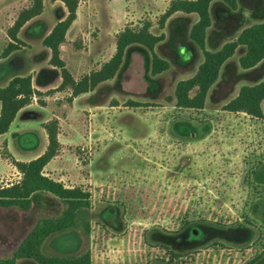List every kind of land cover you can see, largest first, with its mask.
<instances>
[{
	"label": "rangeland",
	"instance_id": "obj_1",
	"mask_svg": "<svg viewBox=\"0 0 264 264\" xmlns=\"http://www.w3.org/2000/svg\"><path fill=\"white\" fill-rule=\"evenodd\" d=\"M35 1L0 0V88L14 77L31 76L43 93L0 137V186L20 181L16 161L45 152L44 124L56 119L61 148L45 174L91 193V207L77 226L50 238L43 252L89 250L92 264H264V119L224 110L242 87L264 81V61L242 69L246 49L239 47L205 108L179 109L177 84L204 61L190 39L198 17L177 13L162 29L172 0H79L77 19L61 45L76 82L114 56L120 32L147 22L153 34H165L156 53L170 67L153 76L151 53L133 45L114 79L74 97L72 89H58L62 73L43 44L68 16L63 2L42 0V14L19 33L20 49L3 57L9 29ZM211 17L206 47L214 52L264 22V0H238L237 10L215 2ZM130 101L145 105L134 108ZM65 209L46 193L34 197L29 211L0 208V259L11 257L41 218L60 217Z\"/></svg>",
	"mask_w": 264,
	"mask_h": 264
},
{
	"label": "trees",
	"instance_id": "obj_2",
	"mask_svg": "<svg viewBox=\"0 0 264 264\" xmlns=\"http://www.w3.org/2000/svg\"><path fill=\"white\" fill-rule=\"evenodd\" d=\"M61 1L68 10V16L60 21L44 39V46L51 50V65L62 73L63 82L58 88H70L73 96L95 90L100 84L116 77L121 69L126 51L133 45L146 48L152 55V75L157 76L170 67L168 61L156 53L158 44L165 40V34L155 35L151 32L152 25L145 23L141 28L126 27L117 36L116 53L99 70L76 82L72 77L64 60L61 58V45L77 19L79 0ZM222 2L232 10L238 9V0H172L169 8L160 19L163 29L166 22L177 13L196 15L198 20L190 30L191 41L203 52L204 61L196 74L180 81L175 90L176 107L179 109L203 110L211 88L219 80L224 64L231 59L241 46L246 51L240 57L242 69L250 70L264 61V22L254 24L233 41L226 43L218 51H209L206 47L207 34L212 26L211 7L215 2ZM43 1L36 0L35 4L21 12L14 26L9 29L11 42L3 52L8 58L13 52L20 49L19 33L32 19L43 12ZM43 93L33 86L31 76L14 77L7 86L0 88V136L9 133L12 124L19 112L29 106L36 96ZM145 104L130 101L128 106L141 107ZM264 81L253 86H244L239 94L224 106V110L231 113H245L256 119H264ZM48 135V146L39 157L28 161H16L14 164L22 175L19 182L0 186V208H19L29 211L34 197L40 193L50 194L65 204L64 213L57 218H41L33 230L25 237L13 255L0 259V264H18L19 261L31 260L36 264H92L89 250L79 255L50 256L43 252L45 243L55 235L71 230L77 226L80 216L86 214L91 207V193L82 187H66L62 182L52 179L45 174L49 163L59 154V122L52 120L44 124ZM86 234H90V225H85Z\"/></svg>",
	"mask_w": 264,
	"mask_h": 264
},
{
	"label": "crops",
	"instance_id": "obj_3",
	"mask_svg": "<svg viewBox=\"0 0 264 264\" xmlns=\"http://www.w3.org/2000/svg\"><path fill=\"white\" fill-rule=\"evenodd\" d=\"M6 86H7V85H6ZM22 110H23V109H22ZM22 110H21V111H22ZM21 111L19 112V114L21 113ZM19 114H18V116H19ZM18 116H17V118H18ZM17 118H16V120H17ZM16 120L14 121V123L16 122ZM14 123L12 124V126L14 125ZM12 126H11V127H12ZM10 130H11V129H10ZM0 137H2V136H0ZM39 156H40V155H39ZM39 156H37V157H39ZM37 157H36V158H37ZM34 159H35V158H34ZM32 160H33V159H32ZM30 161H31V160H30Z\"/></svg>",
	"mask_w": 264,
	"mask_h": 264
}]
</instances>
